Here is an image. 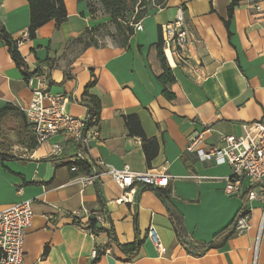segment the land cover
<instances>
[{"label":"crops","instance_id":"obj_1","mask_svg":"<svg viewBox=\"0 0 264 264\" xmlns=\"http://www.w3.org/2000/svg\"><path fill=\"white\" fill-rule=\"evenodd\" d=\"M63 1L67 20L60 26L48 22L30 40L25 38L30 26L28 0H0V25L21 42L18 49L29 72L39 71L41 76V82L36 76L26 81L0 39V109L10 104L24 115L41 83L66 100L68 115L81 119L89 110L84 91L95 81L89 94L99 99L102 110L96 126L99 134L89 140L87 160L96 166L108 211L101 225L110 229L112 224L118 241L128 245L135 241L136 224L143 240L132 261L112 246L97 264H264V181L252 186L246 179L241 196L228 195L231 167L202 161L187 151L195 132L210 129L201 146L207 151L221 146V135L241 136L244 125L264 121V0H258L261 12L240 0L229 29L224 22L232 0H168L164 8L151 10L138 22L143 31H135L127 49L87 46L86 30L99 23L86 1ZM179 7L184 9L192 39L187 64L174 67L165 56L176 79L169 88L175 98L169 100L158 80L163 69L156 45L158 28L172 22ZM131 115L139 118L147 139L159 144L151 166L146 163L144 143L126 128L125 118ZM7 120L17 138V144L9 139L13 146L8 154L26 160H0V209L30 200L34 212L22 264H92L93 252L108 238L84 228L99 205L94 185L80 182L88 175L70 166L77 147L58 135L30 151L22 144L27 135H17L18 120ZM25 122L28 126L26 118ZM55 144L61 145V154L53 152ZM125 166L169 175L165 190L170 191L191 241L211 243L244 211L250 213V230L236 231L222 247L202 257L188 254L152 191L142 192L143 185L123 191L106 174ZM252 190L257 198L249 201ZM126 193L129 200L117 203ZM151 226L157 230L161 251L148 237Z\"/></svg>","mask_w":264,"mask_h":264},{"label":"built area","instance_id":"obj_2","mask_svg":"<svg viewBox=\"0 0 264 264\" xmlns=\"http://www.w3.org/2000/svg\"><path fill=\"white\" fill-rule=\"evenodd\" d=\"M247 1L257 12L262 11L258 0ZM161 28L163 52L167 59L174 67L187 64V51L192 33L187 26L184 9L179 7L176 18ZM134 29L136 32L143 31V26L137 23ZM25 38H29L28 32ZM19 45L21 42L18 43ZM35 76L41 82V76ZM40 85L41 83L34 89L29 106L23 110L27 124L36 137L38 146L62 135L77 147L75 155L72 157V163L81 161L89 164L87 160L89 140L93 137L96 138L99 134L96 129L97 119L88 113L81 119L71 117L65 109L66 100H62L59 95H53ZM209 131L210 129L206 128L202 132L193 133L190 136L187 151L196 153L202 161L215 160L231 167L232 176L226 186V193L241 196L243 194L241 186L246 179L251 181L252 186L262 184L264 181V121L244 125L241 136L221 135V146L206 151L201 146L204 141V134ZM53 152L57 155L61 154V145L55 144ZM91 166L92 175L82 178L80 180L82 185L93 184L97 179H100L95 169L96 166ZM73 168L76 170L75 166ZM106 174L110 175L113 182L123 191L139 185L166 188L170 180L169 175L165 173L136 172L131 170L129 166L120 170L109 169ZM256 198V192L250 191L248 200L252 201ZM127 200L129 198L126 193L117 200V203ZM32 204L30 200L20 201L0 209V264H22L26 235L32 227L34 219ZM92 215H95L100 224L103 223V217L96 213ZM250 228V213L244 211L238 220L236 231L239 233L247 232ZM147 234L156 249L161 251V244L155 227L151 226ZM93 256L96 257V251L93 252Z\"/></svg>","mask_w":264,"mask_h":264},{"label":"trees","instance_id":"obj_3","mask_svg":"<svg viewBox=\"0 0 264 264\" xmlns=\"http://www.w3.org/2000/svg\"><path fill=\"white\" fill-rule=\"evenodd\" d=\"M86 1V0H79ZM98 4L101 6L102 10L109 17L110 22L115 25V30L118 35L121 37L120 47L123 49H127L129 47V39L134 35L135 29L134 26L141 20H143L151 10L158 8H164L168 0H155L156 4L154 7L147 8L146 0H96ZM240 0H232L230 6L228 7V20L224 22L225 27L229 29L231 19L234 15L235 8L238 6ZM29 10H30V26L28 28V36L30 40L36 38L37 31L45 24L51 21H55L56 26H60L64 23L68 18V12L66 9V5L63 0H28ZM88 4V3H87ZM132 5V6H130ZM138 5L140 11L134 16L133 22H129L127 20L128 12L131 8H135ZM89 8V4H88ZM90 11V10H89ZM91 13V11H90ZM93 30L87 29L86 34L92 33ZM158 37L159 41L156 45L158 51V57L160 58V62L162 65L163 73L158 77L159 82L165 87L163 91L164 96L173 100L175 98V94L170 91V87L175 85L176 79L173 75L171 68L169 67L167 60L165 58L163 52V42H162V28H158ZM0 39L4 42L6 47L8 48V52L18 68L21 72L22 76L26 81L35 75L39 74V71L29 72V68L21 56L17 41H14L12 37L6 32L4 26L0 25ZM87 46H93L98 48L99 46L94 40H90ZM95 84V81L88 85L84 91L83 97L87 101L88 106V114H90L93 118L97 119V124L99 123L101 116V103L99 99L89 94L90 88H92ZM18 120L17 127V135L18 137L21 135H27L26 142H22L25 144L28 150H34L38 147L36 137L32 132L27 130V125L25 122L24 115L19 112L15 107L8 104L2 109H0V122L4 120ZM125 125L128 130V133L131 137H138L142 140L144 155L146 159V163L148 166H151L152 161L157 157L159 152V144L156 139H147L141 122L136 115L127 116L125 118ZM19 137V138H20ZM21 143V141H18ZM13 146L12 142L6 137H0V150L3 152L0 153V160H26L21 157L15 158L10 156L8 153L10 152V148ZM71 167L75 166L76 170L80 174L92 175V166L87 162L76 161L70 165ZM96 189L97 202L99 205L98 212L96 213L98 216L105 218L108 215L106 203L102 194L101 189V180L97 179L93 183ZM140 186V185H139ZM144 191H152L162 202L164 207L167 210L168 217L171 223V226L175 232L176 239L180 245L186 250V252L194 257H202L207 254L212 249H218L222 247L225 242L232 237L236 233V226L239 218L243 215V212H239L233 221L227 225L222 231L216 234L213 241L211 243H196L190 240L188 233L185 229L183 217L176 210L171 201V193L170 191L165 190V188H155L150 186L143 185L141 190ZM84 228L88 230L90 233L94 235H106L108 238V242L96 248V257L93 260L92 264H97L102 256L112 247L115 246L118 250H120L128 261H132L135 259L140 252V249L143 245V240L140 239V234L137 229V225L135 224V241L132 244L123 245L121 244L116 236L114 227L111 224L110 229L104 228L100 222L97 220L95 215L89 216L87 222L84 224Z\"/></svg>","mask_w":264,"mask_h":264},{"label":"rangeland","instance_id":"obj_4","mask_svg":"<svg viewBox=\"0 0 264 264\" xmlns=\"http://www.w3.org/2000/svg\"><path fill=\"white\" fill-rule=\"evenodd\" d=\"M89 4V10L91 14L94 16L95 21L99 23V25L93 28V32L88 34L89 40H94L99 47H105L107 45H120L121 37L116 33L115 25L110 22L109 17L102 10L101 6L98 4L96 0H86ZM146 7H154L156 4L155 0H146ZM132 6V5H130ZM158 7H155V9ZM140 11L138 5L135 8H131L127 15V20L129 22H133L134 16ZM13 124L8 120H4L0 122V137H6L13 141L14 144H17V138L15 132H13ZM16 154L20 155V148L16 150Z\"/></svg>","mask_w":264,"mask_h":264}]
</instances>
